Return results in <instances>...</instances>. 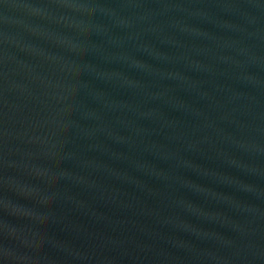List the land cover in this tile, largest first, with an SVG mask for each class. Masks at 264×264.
Returning <instances> with one entry per match:
<instances>
[{
  "label": "water",
  "instance_id": "95a60500",
  "mask_svg": "<svg viewBox=\"0 0 264 264\" xmlns=\"http://www.w3.org/2000/svg\"><path fill=\"white\" fill-rule=\"evenodd\" d=\"M0 87L264 251V0H0Z\"/></svg>",
  "mask_w": 264,
  "mask_h": 264
}]
</instances>
